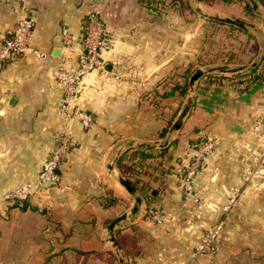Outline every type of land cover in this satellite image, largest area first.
Masks as SVG:
<instances>
[{"label": "crops", "instance_id": "crops-1", "mask_svg": "<svg viewBox=\"0 0 264 264\" xmlns=\"http://www.w3.org/2000/svg\"><path fill=\"white\" fill-rule=\"evenodd\" d=\"M147 2L0 0V43L23 14H32L37 22L30 43L44 54L20 55L0 67V264H264V184L246 185L241 176L255 164L264 140V80L243 90L239 83L245 86L250 76L235 74L246 71L201 77L189 90L193 105L182 127L173 131L182 98L178 91L164 95L183 81L189 66L193 75L255 60L264 42V6L257 1V14L251 16L239 0ZM197 7L252 26L209 20ZM93 10L105 26L104 68L84 77L76 100L91 114V125L69 122L74 146L60 166L58 185L41 188L26 201L3 200L21 184L38 181L58 142L63 89L55 70L64 60L62 29L70 26L74 35L66 64L75 70L85 50V20ZM257 68L264 74L262 62ZM210 138L220 142L204 158L194 202L185 198L182 178L199 142ZM134 148L165 153L120 164L123 153ZM127 163L145 164L143 182L160 193L147 198L136 187L142 205L115 226L116 246L109 225L135 204L119 182L121 176L135 179L124 172ZM234 190L240 191L238 204L225 214L222 206ZM155 210L165 216L163 225L151 221ZM222 218L216 250L193 262L203 233Z\"/></svg>", "mask_w": 264, "mask_h": 264}, {"label": "built area", "instance_id": "built-area-1", "mask_svg": "<svg viewBox=\"0 0 264 264\" xmlns=\"http://www.w3.org/2000/svg\"><path fill=\"white\" fill-rule=\"evenodd\" d=\"M36 22L37 18L32 14H23L19 18L11 35L0 43V67L20 55L28 53H33L38 57L44 55L30 43ZM83 32V46L85 50L79 55L75 70H70L66 64L69 60V54L74 41L72 29L70 26H65L61 33L64 60L55 70V77L63 89V98L59 110L63 117L64 129L59 135L58 142L44 162L39 173L38 181L36 183L27 182L21 184L14 190L6 193L3 196V200L26 201L33 192L41 188H49L50 186L58 185L61 181L60 166L69 150L74 146V138L67 130L69 122L77 119L84 128H88L91 125V114L80 108L76 100L80 95L84 77L94 70L104 68L102 51L104 48L103 37L105 26L98 10H93L88 14ZM260 70L263 71L261 68ZM261 125L262 122L259 121L256 129L260 130ZM219 142L218 138H210L199 144L198 152L187 165L182 178V189L186 199H191L194 202L198 201L195 190V179L202 169L205 156L216 149ZM263 169L264 140L256 152L255 164L247 166L244 169V183L246 185L255 183L256 179L263 173ZM239 197L240 191L234 190L230 195L228 204L224 207L225 212L228 213L237 206ZM150 219L158 225H163L166 220L160 210L153 211ZM224 227L225 219L222 218L206 229L201 240L195 246L193 262H196L203 255L216 250L217 243Z\"/></svg>", "mask_w": 264, "mask_h": 264}, {"label": "trees", "instance_id": "trees-1", "mask_svg": "<svg viewBox=\"0 0 264 264\" xmlns=\"http://www.w3.org/2000/svg\"><path fill=\"white\" fill-rule=\"evenodd\" d=\"M167 0H148V4L152 5L155 4L156 6H163L165 4ZM181 3H184V0H179ZM225 2H229L230 0H224ZM240 2L245 3V8L247 10V12H250L251 16H254L257 14V11L254 10V7L252 6V4L249 2V0H239ZM261 5L264 6V0H257ZM155 6V7H156ZM262 64H264V59L262 61ZM257 67L255 69L246 71L244 73H238L235 74L236 76H250L249 80H248V84H246L245 86L243 85V83H245V81H240L239 83V87L243 90H248L250 87H252L255 83L261 82L262 80H264V74H260L257 72ZM193 71L191 70V67L189 66V68L186 70L184 77H183V81L180 84H177L174 89L170 92H166L164 95L165 96H170L173 95L176 91H178L179 96L182 98L191 88V84L189 83V79L192 75ZM218 75H224V74H218ZM173 121V118L170 119L169 123H171ZM169 130V127H166L163 131H162V136H166L167 132ZM205 140H202L201 142H203ZM199 142V144L201 143ZM198 144V146H199ZM197 146V147H198ZM165 153V149H159L157 151L155 150H148V149H143V148H134L127 150L126 152L123 153V155L121 156V158L119 159V163L122 164L125 161H134L136 159H140L141 161H146L149 158H153V157H163ZM145 164H139L137 167L134 166V164H126L123 169L124 172L127 174V176H129L130 178H135L133 181V184L136 187H139V189L141 190L143 195H146L147 198H156L159 193H160V188L159 187H150L147 186L143 180H142V175L145 173V168H144ZM141 168V170H140ZM185 173V171H184ZM156 211V210H155ZM152 214V213H151ZM150 214V215H151Z\"/></svg>", "mask_w": 264, "mask_h": 264}, {"label": "water", "instance_id": "water-1", "mask_svg": "<svg viewBox=\"0 0 264 264\" xmlns=\"http://www.w3.org/2000/svg\"><path fill=\"white\" fill-rule=\"evenodd\" d=\"M250 1L253 4L254 9L258 10L259 5H258L257 0H250ZM196 10L201 16H203V17H205V18H207L209 20L235 25V26L240 27L242 29H246L247 25L249 24L242 18L233 17V16L232 17L231 16L221 17V16H218V15H210V14H207V13L203 12L200 7H197ZM249 25L252 26V24H249ZM263 59H264V42L260 41L259 54L255 58V60H253L251 63L245 64V65H237V66H235V65L234 66L222 65V66H216V67H212V68L198 69L191 76L190 84L193 87L197 80H199L201 77H203V76H205V75H207L209 73H212V72L238 73V72H242V71H249V70L255 69L256 67H258L260 65V63L262 62ZM193 99H194L193 97L189 98L188 104L185 106V108L181 112L179 118L173 124V126L171 128L172 131L173 130H179L182 127L183 119L187 116V114H188V112H189V110L191 108V104H193ZM131 144H133V142ZM139 146L140 147H148V148H153L154 147L153 145H149V144H139ZM119 182L134 197L135 204H134V206H133V208H132V210L130 212H127V213L122 214L121 216H118L109 225V229L111 231V240L114 242V244L116 246H118V242H117L115 234H114L115 226L117 224H119L121 221H123L125 219H128L131 216L135 215L140 210V207L142 205V197L137 194V188L131 182V180L121 176L119 178Z\"/></svg>", "mask_w": 264, "mask_h": 264}, {"label": "rangeland", "instance_id": "rangeland-1", "mask_svg": "<svg viewBox=\"0 0 264 264\" xmlns=\"http://www.w3.org/2000/svg\"><path fill=\"white\" fill-rule=\"evenodd\" d=\"M196 72V71H195ZM192 76V75H191ZM191 78V77H190ZM189 83H190V79H189ZM190 95V96H189ZM190 97H194V96H191V93H190V91H188L183 97H182V103H183V108H182V111H183V109L185 108V106L188 104V100H189V98ZM192 105L193 104H191V107H192ZM181 111V112H182ZM243 174H244V170L241 172V176H242V178H243ZM263 183L264 184V169H263V173L261 174V176L260 177H258L257 179H256V182L255 183ZM230 192H231V190H230ZM232 194V193H231ZM230 194V195H231ZM229 198H230V196L228 197V199L227 200H229ZM227 204H228V201H227ZM226 204V205H227ZM226 205H224V206H222V207H225ZM224 212H225V210H224ZM227 212H225V214H226ZM221 218V217H220ZM152 221V220H151ZM216 222V221H215Z\"/></svg>", "mask_w": 264, "mask_h": 264}]
</instances>
